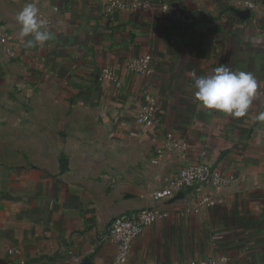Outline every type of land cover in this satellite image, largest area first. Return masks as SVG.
Wrapping results in <instances>:
<instances>
[{
	"label": "crops",
	"instance_id": "obj_1",
	"mask_svg": "<svg viewBox=\"0 0 264 264\" xmlns=\"http://www.w3.org/2000/svg\"><path fill=\"white\" fill-rule=\"evenodd\" d=\"M140 1L152 6L35 0L53 38L26 48L14 15L32 0H0V264H116L102 240L114 218L155 205L201 161L234 177L213 190L224 204L196 213L189 198L170 201V218L136 241L128 264H264V0L242 18L245 0ZM146 54L153 77H126V61ZM221 65L258 80L243 117L195 99L193 74ZM105 68L120 86L99 79ZM147 94L159 112L152 129L135 121ZM170 133L179 146L154 163Z\"/></svg>",
	"mask_w": 264,
	"mask_h": 264
},
{
	"label": "built area",
	"instance_id": "obj_2",
	"mask_svg": "<svg viewBox=\"0 0 264 264\" xmlns=\"http://www.w3.org/2000/svg\"><path fill=\"white\" fill-rule=\"evenodd\" d=\"M105 5L108 13H112L115 10L138 11L142 8L149 9L152 6L150 2L140 0H135L131 3L121 0H107ZM243 6L244 9L238 11L248 10L256 12L258 3L257 0H245ZM167 9L168 7L165 5L164 10L166 11ZM1 42L12 57L18 55V43L14 35L6 32L2 36ZM124 72L126 77L133 74L150 80L156 73L153 56L146 54L127 60ZM99 79L112 81L117 86L121 85L120 78L115 70L111 68L103 69ZM135 121L138 125L149 129L158 125L159 112L157 102L151 95L147 94L145 96V104L136 113ZM178 146L179 144L174 134H168L164 147L157 151L154 163H157L163 157L166 150H173ZM233 182L234 177L224 172L222 168L212 167L205 161L184 167L162 189L156 192L155 205L117 216L103 235L102 240L114 247L116 264H128L136 241L156 223L170 218L168 204L180 193L184 194V199L189 198L192 201V208L196 213H201L204 208L212 209L223 205L224 200L217 196L213 190L230 186ZM227 262L228 258L221 257L218 259L189 260L182 264H226Z\"/></svg>",
	"mask_w": 264,
	"mask_h": 264
},
{
	"label": "clouds",
	"instance_id": "obj_3",
	"mask_svg": "<svg viewBox=\"0 0 264 264\" xmlns=\"http://www.w3.org/2000/svg\"><path fill=\"white\" fill-rule=\"evenodd\" d=\"M15 22L20 27L21 38L26 48L44 45L53 38V34L46 29V22L42 19L40 9L35 0L26 3L14 15ZM194 77L195 99L201 107L216 112L229 114L235 118L245 116L257 95L258 80L251 72L233 71L221 65L210 75ZM264 121V111L256 117Z\"/></svg>",
	"mask_w": 264,
	"mask_h": 264
},
{
	"label": "water",
	"instance_id": "obj_4",
	"mask_svg": "<svg viewBox=\"0 0 264 264\" xmlns=\"http://www.w3.org/2000/svg\"><path fill=\"white\" fill-rule=\"evenodd\" d=\"M240 18L245 17V16H249L250 15V11L245 10V11H236L235 12ZM184 198V194L180 193L176 198H174L172 201L175 200H179V199H183ZM82 264H93V262L89 259V258H85L82 261Z\"/></svg>",
	"mask_w": 264,
	"mask_h": 264
}]
</instances>
